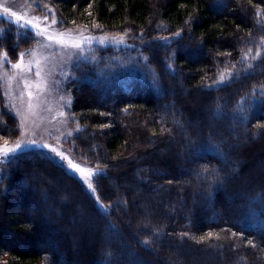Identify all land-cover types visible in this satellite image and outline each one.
<instances>
[{"label": "trees", "instance_id": "obj_1", "mask_svg": "<svg viewBox=\"0 0 264 264\" xmlns=\"http://www.w3.org/2000/svg\"><path fill=\"white\" fill-rule=\"evenodd\" d=\"M40 2L70 32L124 42L87 50L62 87L78 128L69 147L99 170L96 191L44 150L18 153L0 180V264H192L178 246L218 254L210 264H264V174L253 173L264 140V0ZM3 24L0 51L35 43ZM20 134L0 78V142ZM215 170L225 183L209 195ZM154 192L156 205L145 198Z\"/></svg>", "mask_w": 264, "mask_h": 264}, {"label": "rangeland", "instance_id": "obj_2", "mask_svg": "<svg viewBox=\"0 0 264 264\" xmlns=\"http://www.w3.org/2000/svg\"><path fill=\"white\" fill-rule=\"evenodd\" d=\"M0 4L11 8L12 11L23 16L25 19H32L33 17L40 18L41 27L46 28L49 33L52 34L56 32H67L77 40L82 39L84 36L94 38L106 36L108 38L104 43H100L97 39H93L90 43H84L83 47L85 51L82 54H78L77 50L71 48L67 42L61 47L54 42L44 39L42 36H36L35 30L30 26L27 28L17 27L14 17H9L0 13V36L3 35L5 30L3 23L7 22L14 24L25 34L32 33L36 38L34 44L26 43L24 45H16L15 49L17 53L15 56L8 55L11 64H14L19 62V53H27L24 57V67L22 70L13 69L11 64H6L3 68H0L1 84L3 85V93L8 103V109L17 118L20 125V133H23V135L20 134L18 140L24 141L25 143L28 141H35L36 144L39 145L49 144L62 151L73 160L74 163H77L81 167L90 169L94 172H99V170L77 160L73 155L74 152H72V147H69V144L73 143L78 135V128L73 127L66 116L62 87L64 81L69 77L75 65L79 64L80 61L84 59V54L87 50L110 45H122L124 40L120 37L103 35L100 32H70L69 30L60 27L57 16L52 11L45 8L40 0H0ZM45 16L47 17V20H44ZM53 19L56 21L55 24L52 23ZM2 53L3 52L0 51V54ZM197 57L196 52L191 54V58L196 59ZM37 61L39 62V65H37ZM29 64H31V71L28 70ZM37 67H39L41 73L39 77L35 75ZM25 81L30 85L29 88H25ZM37 85L40 87L37 88ZM29 91L32 93L31 101H29L28 97ZM194 98L198 100L197 95L194 96ZM29 102L32 104L31 111H29L27 107ZM61 113H63V115H61ZM196 127L198 128L200 126L197 125ZM15 143L7 144V146L12 147ZM0 146H5V144L0 142ZM31 149L46 151L59 163L63 164L71 174L81 179L79 173L71 170L65 161H61L54 153L49 152L48 149L32 146L25 148L24 151ZM253 151V156H261L260 159L253 162V173L256 175L264 174V140L259 144L257 149ZM18 153L20 152L18 151L17 154ZM161 153L163 154L165 152L161 151ZM12 158V156H9L8 159H0V180L5 173L6 165ZM250 162H252V160ZM95 177H93V180ZM83 183L88 188L84 181ZM114 183L115 182L113 181V184ZM158 195L159 192L149 193L145 198H149V201L156 205L160 201ZM179 206L182 208L187 207L186 202L183 201L179 202ZM137 208L141 211L143 210V214L148 215L146 206L140 204ZM167 211L171 212L168 209ZM140 227L141 225H136L135 230L139 232L141 229ZM79 234L80 236L86 237L89 247L93 245L95 239L92 235H85V233L83 234L81 231ZM176 253H184L185 258L188 259V261H193L192 264H210L215 262L216 258H218V254L202 253L197 255L192 249L181 246H178Z\"/></svg>", "mask_w": 264, "mask_h": 264}, {"label": "snow or ice", "instance_id": "obj_3", "mask_svg": "<svg viewBox=\"0 0 264 264\" xmlns=\"http://www.w3.org/2000/svg\"><path fill=\"white\" fill-rule=\"evenodd\" d=\"M44 7L47 8L48 5L45 4ZM49 11H51V9H49ZM0 13H3L9 17H14V20H15L17 27L27 28L30 26L33 30H35L36 36H38V37L42 36L44 39H46L50 42H54L61 47H63L65 45V43L67 42L71 48L77 50L78 54H82L85 51V49L83 47L84 43H90L93 39H97L100 43H104L108 39L106 36H102L99 38L84 36V37H82V39L77 40L75 37L70 36L67 32H56V33L52 34V33H49V31L46 28L41 27L40 18L33 17L32 19H25L23 16L18 15L16 12L12 11L11 8L6 7L3 4H0ZM44 20H47L46 16L44 17ZM52 23L55 24L56 21L53 19ZM73 23H75V22L73 21ZM25 55H27V53H24V52L19 53V62L11 64V61L8 59L7 51L3 52L2 54H0V68H3L6 64H11V67L13 69L22 70L24 67ZM229 55H230V53H229ZM257 55H259V53ZM37 65H39L38 61H37ZM28 70L31 71V64L28 65ZM35 75L37 77H39L41 75V73L39 71V67H37V71H36ZM220 83H224L223 74H221ZM24 86H25V88L30 87V85L27 83V81H25ZM39 87L40 86L37 85V88H39ZM28 97H29V101H31V99H32L31 91L28 92ZM68 103L71 104V100H68ZM27 107H28V110L31 111V109H32L31 102L28 103ZM217 111H219V109H217ZM61 115H63V113H61ZM101 115H103V113ZM261 126L264 127V125H261ZM21 135H23V133H21ZM0 139H3V137L0 136ZM208 143L211 144L213 147H215L218 151L223 152L221 145L219 143L214 142V137H212L211 134L208 137ZM194 144H195V141H190V145H194ZM32 146L43 147V148L48 149L49 152L54 153L55 156L58 157L61 161H65L71 170L80 174L81 179L87 184L88 188L92 192L96 191V189L93 185V177L99 175V173L94 172L90 169H85V168L81 167L80 165H78L77 163H74L73 160H71L66 154H64L62 151L58 150L56 147H53L49 144L39 145V144H36L35 141H28L27 143H25L24 141L17 140L16 143L14 144V146H12V147H8L7 144H5V146H0V159H8L9 156L15 157L18 151L23 152L25 148L32 147ZM203 172L208 173L209 169L205 167L203 169ZM224 183H225V179L220 174V171L215 170L213 179L209 183V189H208L209 195H211V190L213 187L222 186ZM253 199H256V198L253 197ZM262 199H264V197H262ZM97 204L100 205L99 197H97ZM101 207H104V206L101 205ZM181 235H186V234L182 233ZM211 235L212 234L209 233V236H211ZM232 235L236 236V233L233 232ZM201 239H204V238L202 237ZM150 242L151 241L148 239H145L143 241V243L145 245H148ZM249 243L252 244L251 241H249ZM252 246L255 247L254 244ZM107 255L109 257H111L112 253L109 252V253H107Z\"/></svg>", "mask_w": 264, "mask_h": 264}]
</instances>
